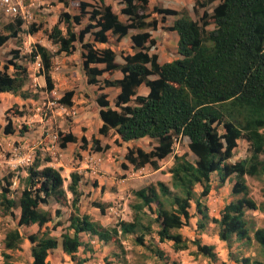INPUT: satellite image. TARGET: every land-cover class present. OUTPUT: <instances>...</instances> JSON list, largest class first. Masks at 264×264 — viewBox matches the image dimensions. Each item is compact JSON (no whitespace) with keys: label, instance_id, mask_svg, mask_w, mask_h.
Segmentation results:
<instances>
[{"label":"trees","instance_id":"1","mask_svg":"<svg viewBox=\"0 0 264 264\" xmlns=\"http://www.w3.org/2000/svg\"><path fill=\"white\" fill-rule=\"evenodd\" d=\"M110 1L118 2L120 14L127 17L125 21L105 0H98L99 8L91 17L94 24L79 32L73 30V25L80 24L87 5H80L77 16L61 12L47 35L57 51L53 53L35 44L29 54L30 62L40 59L45 89L51 90L52 58L60 53L73 54L75 43H80L86 83L98 86L99 91L96 104L102 125L98 134L106 137L113 131L119 136L115 141L117 146L144 138L156 142L148 152L139 147L129 148L121 164L123 169H127L126 164L134 169L145 166L157 169L158 163L173 153L179 137L188 139V151L194 160H188L187 152L174 155L169 169L171 186L157 182L133 191L132 220H118L108 227L79 213L80 177L77 174H70L67 191L72 199L69 203L60 170L41 167L35 160L25 169V177L10 172L0 179V208L14 219V211L19 210L16 228L8 230L3 238L4 250H19L26 239L30 244L31 264H50L48 256L60 243L61 251L73 261L83 245L80 235L87 234L104 244L118 245L123 254L122 238L129 236L137 246L143 247L145 237L153 234L155 225L159 243H171L174 252L186 251L192 245L195 255L215 261L214 246L203 243L198 237L188 240L178 232L188 225L195 213L196 232H203L208 223L217 226L218 239L226 244L230 261L264 264V227L254 228L247 218L248 211L263 213L264 206L252 198L246 181V177L264 181V0H194L201 9L217 3L211 14L204 13L198 21L187 9L153 8L158 14L177 17L167 29L177 35L179 58L162 64L156 54L149 53L154 45L149 30L157 28L156 22L147 21L149 0ZM23 23L18 16L0 29V49L23 33ZM210 23L214 28L207 30ZM130 30L140 32L130 37L132 53L123 56L124 62L118 64L110 40L119 42ZM37 31L30 26L27 33ZM87 34H91L92 39L84 42ZM11 53L17 57L18 52ZM8 65L12 66L13 74L7 72ZM114 73H120L121 77L102 78L104 74L112 76ZM151 76L156 78L151 79ZM27 82L25 66L8 61L0 67V94L26 99L27 91L23 88ZM140 87L147 88V95L138 93ZM106 88L118 89L112 105L103 92ZM72 98L73 92L67 91L59 103L71 107ZM15 116L22 114L10 116L7 112L4 134L14 133L10 120ZM60 135L63 149L72 143L80 142L82 148L88 144L85 138L78 139L71 133ZM239 140L248 143L249 155L232 163ZM91 147L95 152L109 149L108 145L102 147L95 138L91 139ZM14 177L22 187L17 198L9 196ZM213 181L217 182V187L232 183V199L225 202L217 218L210 215L205 204ZM56 204L59 207L70 205L71 210L60 240L52 235V230L62 226L55 222L56 218H61L60 209L51 206ZM93 205L104 213V205ZM192 205L193 213L190 212ZM48 223L54 224L52 228L46 227ZM32 225L38 230L23 238L18 228ZM233 243L246 248L255 245L258 258L237 255L231 250ZM156 255L162 257L163 252L157 249ZM8 259L9 254H4V264H9ZM126 263L124 256L119 264Z\"/></svg>","mask_w":264,"mask_h":264},{"label":"crops","instance_id":"2","mask_svg":"<svg viewBox=\"0 0 264 264\" xmlns=\"http://www.w3.org/2000/svg\"><path fill=\"white\" fill-rule=\"evenodd\" d=\"M42 1L44 0H35L38 7L32 11V19L27 23H23L22 29H26L28 25L38 22L35 18V12L40 10L39 5L43 3ZM25 4H27V1H25ZM58 10H60V6L55 7V11L57 12ZM3 18L13 19V17ZM1 21L2 19L0 22ZM26 36L32 38L31 34H27ZM5 45L3 47H5ZM42 46L48 48L53 53L57 51V48L55 46H50V44L47 46L42 44ZM116 63H118L117 59ZM24 66L27 70L28 82L24 86L23 91H27V98L22 99L19 96H12H14V101L16 103L26 110L28 109L29 112H32V115H28L27 113L22 114V118L27 117L28 122L26 123L29 125V128H26L23 133L17 132L16 128H14V133L9 135L4 134L0 117V134H2V136L0 135V173L3 171L9 173L15 172L18 175L20 174L21 177H25V169L35 160L41 164V167L50 166L60 170L64 182H66L65 178L70 179L71 173H75L80 177L78 189L80 192L78 204L80 214L89 215L93 221L99 222L104 227L113 226L118 220L130 222L133 215L130 202L132 199H135L132 192L145 188L150 184L155 185L157 182H163L165 184L169 182V169L173 165V157L174 155H181L185 152L188 153V139L182 137L187 143L186 151H179V149H176L170 156L158 163L157 169H153L149 166L134 169L132 166L127 165V169L123 170L120 164L124 163V156L128 148L132 147L131 143L133 142L122 143L121 146L117 147V145L114 146L112 144L116 140H119V136L116 133L110 131L111 134L109 136L112 139L98 134V130L102 125L99 118V108L96 104V97L99 92L98 86H90L86 83L79 51L75 50L71 55H65L64 53L54 55L50 73L53 84L51 90L45 89L42 71L36 69L35 61L25 64ZM105 75L106 74H104L103 77H105ZM109 78L113 80L119 79L120 77H118L117 73H114L112 76H109ZM140 90L141 87L138 91ZM67 91L73 92L71 107L76 111L74 119L66 122L56 111L54 113L50 112L51 117L49 119H41L38 109L49 102V100L61 98ZM53 92L56 93L55 97H52ZM103 92L108 95L109 102L112 105V100L116 97L118 89L106 88ZM110 93H112V99ZM138 93L140 95H147V88H143L142 92ZM6 95L10 94L3 93L0 94V97ZM53 123L57 124L64 134L71 133L78 139L85 138L88 143L86 148H82L81 143L77 142L68 144L64 149L60 147V152L57 155L52 154V152L48 150V139L45 137L44 132L54 131ZM92 138L99 140L102 147L108 145L109 149L102 152H95L91 147ZM155 145L156 143L154 146ZM116 151H120L123 160L117 161L114 155ZM89 157L99 160L95 172L87 169L86 160ZM46 160H49V162ZM120 175H125L126 177H124V179H117V176ZM69 183L70 182H68V184ZM67 186L63 187L70 203L72 195L67 191ZM19 194L20 192H18V196ZM94 203L105 206L103 214L93 205ZM205 204L208 206L206 202ZM224 204L225 203H223L222 206ZM51 206L54 209H60L57 204ZM44 209H47V207H44ZM14 212L16 215L15 221L17 222L19 210L16 209ZM56 219L58 220L59 218ZM50 224L52 223H48L46 227L52 228V226H49ZM66 226H68V223H66ZM34 228L38 230L36 225L19 227L18 230H33ZM152 228L157 231L158 227ZM36 231L30 232V234ZM80 240L83 242L80 249L82 248L87 256H95L94 252L99 246L105 248L111 245L110 243L104 244L100 242L97 237L87 234H81ZM155 243L160 248H163V246L167 247V244L158 242L157 236ZM168 247L169 251L167 253L171 258H180L182 264H191V261L188 260L190 256L186 254L188 250L174 252L171 246ZM113 248L114 246H110V249ZM57 249L61 250L60 243ZM64 256L67 255L64 254ZM31 263L32 258L30 256L29 264Z\"/></svg>","mask_w":264,"mask_h":264},{"label":"rangeland","instance_id":"3","mask_svg":"<svg viewBox=\"0 0 264 264\" xmlns=\"http://www.w3.org/2000/svg\"><path fill=\"white\" fill-rule=\"evenodd\" d=\"M202 0H199V2ZM43 3L40 4V10L35 12V18L37 19V23H32L27 26L26 29H22L23 33L20 34L17 39L10 40L5 47L0 49V67H3L4 64H7L8 61H12L13 63H16L18 65L24 66L25 64L30 63L29 54L31 52V49L33 45L35 44H45L46 46L50 44V46H53L51 42L48 40V32L50 29L57 23L59 14L61 12H67L71 16H77L80 15V5L86 4L85 12L83 13L81 17V22L79 25L74 24L73 30L76 32H79L83 30L85 27L94 24V22L91 20L92 14L98 10L99 2L98 0H63L62 2L60 0H44ZM107 4L112 5L113 11L118 14L119 18L122 21H125L127 19L126 16H123L120 14L121 6L118 4V2L105 0ZM217 3H213L209 6H207L205 9H201L199 6L195 5L194 0H149V18L148 22H156L157 28L155 30H149L153 40L154 45L151 47L149 53L150 54H156L158 57V61L160 64L165 62H171L175 59L179 58V55L177 54V35L176 33L168 30L167 28H170L177 18L176 16L172 15H164V14H158L154 12L153 8H159V9H172V10H181V9H187L190 13V16L194 20H199L201 16L206 13L207 15L211 14L213 7ZM182 5V6H178ZM60 6V10L57 12L55 11V7ZM15 17H13L14 19ZM2 21L0 22V29L3 28L5 24H8L10 22L9 18H1ZM0 19V20H1ZM30 26H34V28H37L38 31L34 34H31L32 38H29L26 36L28 33V30ZM60 27L64 31V26L61 24ZM214 28L213 24L210 23L208 25L207 30H212ZM140 30H130L128 35L124 37L121 41L115 42L113 39L110 40V46L116 53V59L118 60V63L122 64L123 56L127 54L132 53V43L130 40V37L134 34L139 33ZM92 37L91 34H87L84 37V42L91 41ZM98 48H102L101 45H96ZM76 50L79 51L81 49L80 43H75ZM12 51H16L17 57L11 53ZM8 73L14 72L12 66L8 65L7 69ZM118 77H121L120 73H117ZM109 76L106 74L105 77ZM102 77V78H105ZM151 79H155L156 76H151ZM144 87H141V90L139 92H142ZM110 97L112 99V93H110ZM113 103V100H112ZM7 112L10 113V116L13 114H17L21 112V114L27 113L28 115H32V112H29V110L24 109V107H21L18 103L14 101V96L6 95L4 97H0V117H1V126L3 128L6 126V114ZM42 119V118H41ZM11 126L13 128H16L17 132H24L26 128H29V125L26 123L27 117L22 118V116H15L12 117L11 120ZM53 129L55 132H57L59 135L64 134L62 133L61 129L58 127L57 124L53 123ZM107 137L111 138L109 135ZM114 134V133H113ZM112 134V135H113ZM2 136V134H0ZM61 136V135H60ZM112 139V138H111ZM156 142L151 139H141L137 142L131 143V148L134 147H140L144 151H150L152 147L154 146ZM114 146L117 144L115 142L112 143ZM186 140H183L181 137L179 140H177V143L174 144L173 151L176 149H179V151H186L187 148ZM118 147V146H117ZM129 149V148H128ZM249 145L247 142L243 140L238 141L237 148L235 150L234 156L231 160L232 163L237 162L239 160L245 159L249 155ZM186 153V152H185ZM184 154V153H182ZM187 158L189 161L194 160V156L188 151ZM116 156L117 161L121 160L122 157L120 155V151H116L114 153ZM123 160V159H122ZM123 164V163H122ZM126 164V163H125ZM128 164H126L127 166ZM121 167V164H120ZM122 168V167H121ZM123 169V168H122ZM125 170V169H123ZM9 172H1L0 173V179L4 176H7ZM19 176H21L19 174ZM126 177L125 175L117 176V179H124ZM66 182H64V186H67L68 182H70L69 178H65ZM247 184L250 189V194L252 198L256 201L258 205L263 204L264 206V181L262 180H256L254 178L246 177ZM171 182H167L166 185L169 187L171 186ZM212 192H210L209 196L205 199V202L208 204V208L210 211V215L217 218L218 213L220 209L223 207L222 204L225 202L230 201L232 198L230 196V188L232 186L231 182H226L222 187H217V182H212ZM21 184L19 183V180L14 177L12 179V186L10 188V194L9 196L16 198L18 196V192L21 191ZM197 192H199V189L197 188ZM135 202V199H132L130 202V205ZM14 211V210H13ZM60 212H61V218L58 220L56 219L55 222H60L62 224V227H58L55 230L52 231V235L56 236L60 240V234L61 229L66 228V223L68 216L70 214V205L67 206H60ZM191 213L194 212V205H192ZM15 213V212H14ZM247 218L252 223L254 228L258 227H264V212L260 213L258 211H248L247 212ZM147 219H144V222H147ZM196 217L195 213L193 215V218L190 219L187 226H184L181 228L178 232L183 235L184 238H187L188 240H193L194 238L198 237L201 238V241L203 243L209 244L214 246V252L216 253V260L211 261L208 258L201 257L199 255H195V247L192 245H189L188 252L186 253L189 257V261H191V264H234L232 261L229 260L228 257V251L227 246L225 243L220 242L218 239V228L212 223H208L207 227L203 232H196ZM50 227L53 226V223L49 225ZM155 228L156 226L153 225ZM16 228V221L12 216L5 214L3 210L0 208V264H4V254H9L10 259H8L9 264H29L30 260V244L27 240H23V243L20 245V249L16 251H6L3 248V238L6 234V232L10 229ZM37 229H21L20 233L22 234L23 238H26L27 235L30 234V232H34ZM156 230L153 229V234L150 236L145 237V245L143 247L137 246L133 239L129 236L124 237L121 239L122 248L124 250V253L122 254V250L118 248V245H115L114 243H110V246H114L113 249H110L109 247H102L99 246L95 250V256L87 254L85 255V252L81 248L78 253L75 255V259L72 261L70 257L64 256V254L61 252L60 249L54 250L50 253L48 256V261L50 264H76V262L81 260H88L85 264H119L121 259L125 256L126 258V264H182L180 261V258L176 257H170V255L167 253L169 251V247L171 246L169 242H165L167 244L166 246H163V248H160L156 245L155 235ZM159 249L163 252L162 257H158L156 255V250ZM232 252H236L239 256H250V257H257V249L255 245H252L251 247H243L238 245V243H233V246L231 247Z\"/></svg>","mask_w":264,"mask_h":264},{"label":"built area","instance_id":"4","mask_svg":"<svg viewBox=\"0 0 264 264\" xmlns=\"http://www.w3.org/2000/svg\"><path fill=\"white\" fill-rule=\"evenodd\" d=\"M27 1V4H25ZM40 6V5H39ZM38 5L35 0H0V19L2 17H20L24 23L29 22L32 19V11L37 9ZM35 66L37 70H42V64L40 59L35 60ZM56 96V93H52V97ZM58 99L49 100L44 106L38 109L39 116L42 119H49L51 117L50 112H58L64 120L72 121L76 116V111L72 107H67L59 103ZM45 137L48 139V150L52 154L57 155L60 152V135L55 131L44 132ZM180 138V137H179ZM175 140V144L177 140ZM29 161V160H28ZM99 164V160L87 158V169L95 172Z\"/></svg>","mask_w":264,"mask_h":264}]
</instances>
